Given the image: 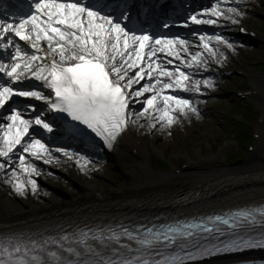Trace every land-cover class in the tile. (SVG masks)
Returning a JSON list of instances; mask_svg holds the SVG:
<instances>
[{"label": "snow or ice", "instance_id": "6c2138e0", "mask_svg": "<svg viewBox=\"0 0 264 264\" xmlns=\"http://www.w3.org/2000/svg\"><path fill=\"white\" fill-rule=\"evenodd\" d=\"M16 7L0 11V176L22 197L37 194L39 165H59L57 153L82 172L95 170L87 155L46 142L65 125L111 150L134 127L159 126L171 135L184 120L199 119L206 101L197 97L217 86L203 74L244 46L224 30L249 14L247 0H209L180 24L148 28L131 0H23V10ZM180 27L190 31H171ZM256 248L264 249V204L164 222L10 234L0 237V264H198Z\"/></svg>", "mask_w": 264, "mask_h": 264}, {"label": "bare ground", "instance_id": "6f19581e", "mask_svg": "<svg viewBox=\"0 0 264 264\" xmlns=\"http://www.w3.org/2000/svg\"><path fill=\"white\" fill-rule=\"evenodd\" d=\"M253 79L256 86L255 91L264 98V82L257 77ZM260 127V133L264 139V125ZM123 141L126 148L122 151V163L135 166L132 174H134L135 181L139 183L136 189L122 192L124 197L111 205L91 204V201H88L82 204L83 207L63 208V213L58 214L57 217L55 213L51 217L35 216L32 220H29L32 217L28 216L11 220L8 216L7 220L0 221V232L5 233L13 230L19 232L28 229L23 227L39 224L42 221L62 219L61 217H64L63 220L69 218L70 221L75 222L92 221L91 219L94 218L113 219L119 217L132 222L140 216L160 211L166 212V210L188 215L264 202V141L262 140L257 145L258 164L239 166L238 168L188 170L182 174L171 175L154 171V167L151 165L153 147L144 145L142 141L134 137L131 131L123 136ZM133 148L138 149V154L144 157L145 166L138 164V159L128 153ZM69 167L71 174H75V176L79 174V168L74 161H70ZM152 187H158V189L153 192L149 190ZM86 188L88 192L86 197H92L97 192V183L88 179ZM142 189H144L143 192ZM5 198L0 190V207L2 209H6L11 214L23 215L21 212L12 213L14 211L8 210L6 206L11 209L12 203ZM61 205V203L53 202L51 209L53 212L58 211ZM26 206L31 213L36 209L32 205L26 204ZM100 206L103 208H99ZM102 220L98 221L102 222Z\"/></svg>", "mask_w": 264, "mask_h": 264}, {"label": "rangeland", "instance_id": "374dc122", "mask_svg": "<svg viewBox=\"0 0 264 264\" xmlns=\"http://www.w3.org/2000/svg\"><path fill=\"white\" fill-rule=\"evenodd\" d=\"M263 8L264 0L260 1L253 11V13L255 12L263 18L249 19L247 26L254 27L256 25L257 28L263 27L264 12L261 13L260 10ZM228 56L229 59L225 64L230 65L232 68L238 67L246 70L249 74L255 75L258 71L264 72V51L262 50L252 52L237 48L235 53L229 52ZM241 84L242 81L235 80V82L227 85V87L231 92H236L241 87ZM234 100L235 97L233 95L229 101H226L221 107L219 106V110L212 117H200L197 119L195 116H192L190 120H184L181 124L171 129V135L168 134L167 130L160 131L159 126L157 129L151 131H149L147 126L144 128L134 127L133 130L137 134L140 132L141 137L145 139L147 144L153 143L156 145V149H158L157 152L155 150L152 153L154 170L173 174L175 173V169H180L189 160H196L197 158H213L222 167H228L230 166L229 163L234 160V158L230 157V153L236 154V157L238 155L241 156L238 163L232 166L258 164L259 161H257V158H259V155L257 143L253 146L255 151H244L243 146L240 148V144H237L234 140L235 133L233 134L231 129V127H234V116H236L232 115ZM263 105L259 101L252 106L255 108V113L253 111L251 113L257 116V119L260 115L264 116ZM236 111L238 110L236 109ZM236 117L242 120L244 119L243 113L237 114ZM251 118V123L248 122L249 125L252 124L256 127L259 121L254 116ZM201 149L203 151L215 149L217 153L212 154V152H208L206 156H202L199 153ZM241 150L244 151V154ZM60 160L61 163L56 165L58 167L53 166L55 171H49L52 175H48L47 173L49 172L44 171V176L38 178L39 190L36 195H32L30 192L26 197L15 194L9 185L3 182V177L0 176L2 193L12 203V207L15 210L27 211L26 204L32 205L33 207L45 208L53 206V202L61 204L72 203V197L74 196L75 198H85L88 195L86 188L88 179L97 183V192L115 193L120 190H130L137 186V182L133 176L126 178L124 174L118 173L114 164H98L95 165V170L88 172H82L80 170L79 174L75 176V174H71L69 165L66 164L69 160L63 158ZM196 167L205 169L207 168V164L205 166V163L203 165L198 163ZM70 184H77L80 187L74 195H71L69 192L68 187Z\"/></svg>", "mask_w": 264, "mask_h": 264}, {"label": "trees", "instance_id": "16d2710c", "mask_svg": "<svg viewBox=\"0 0 264 264\" xmlns=\"http://www.w3.org/2000/svg\"><path fill=\"white\" fill-rule=\"evenodd\" d=\"M240 140H242L243 145H246V143L249 142L245 135H243V133L240 134Z\"/></svg>", "mask_w": 264, "mask_h": 264}]
</instances>
